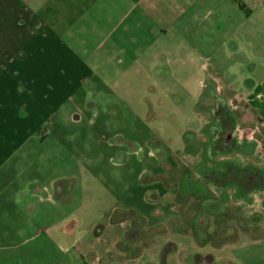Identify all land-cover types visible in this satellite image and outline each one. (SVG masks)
<instances>
[{
    "label": "crops",
    "instance_id": "crops-1",
    "mask_svg": "<svg viewBox=\"0 0 264 264\" xmlns=\"http://www.w3.org/2000/svg\"><path fill=\"white\" fill-rule=\"evenodd\" d=\"M251 60L264 0H0V264H264L261 236H201L173 180L212 123L185 129L178 102ZM240 79L222 97L264 124Z\"/></svg>",
    "mask_w": 264,
    "mask_h": 264
},
{
    "label": "rangeland",
    "instance_id": "rangeland-1",
    "mask_svg": "<svg viewBox=\"0 0 264 264\" xmlns=\"http://www.w3.org/2000/svg\"><path fill=\"white\" fill-rule=\"evenodd\" d=\"M255 64L256 62L251 60L247 68L242 70H227V74H224V70L215 69V72H217L216 76L221 75L223 76V80L225 79L230 83H233L236 75L237 78L241 76L242 79L240 80H248L250 83H254V86L257 87L256 90L258 89L264 94V86L259 88L261 81L264 79V69H254ZM211 66L213 65L211 64ZM197 73L200 77V71L197 70ZM192 74L197 75L194 71ZM223 80L217 79L215 83L206 84V90H201V93L203 92L204 94L203 96L206 98L210 94L212 97V91L215 90V96L222 97L221 91L225 88ZM233 86L243 87L244 85L240 86L233 83ZM213 104V100L198 102L195 100H183L182 102H178L184 115V128H197V120L192 115L195 112H200L203 108L208 109V107H212ZM258 105H260L259 102L251 100L232 102V108H234L232 113L238 117V119L235 118L238 124L236 132L237 141L243 149L235 150L236 152H233V154L228 152L226 155H219L218 159L230 160L232 162L231 164H233L232 167L244 168L246 166L247 171L249 169H258L245 163L258 161L263 163V169H259L261 171L259 173L264 174V124L257 117L256 106ZM209 141L210 138L207 142ZM207 142L202 143L200 149L193 146L189 149L187 148L184 155H189V159L184 160L180 169L173 171V180L178 182L183 194L181 199V206L184 207L183 211L185 214L189 211L190 215H199L203 218L200 221L206 222V225L208 223V226L203 228L205 231L201 236L209 238L214 243L236 241L243 233L261 236L264 239V192L262 190L241 192L239 188L232 187L224 191H219L216 188L202 187L197 184V178H200L199 174H197V167L195 164H190L188 160H194L193 156L195 157L200 150L201 160H203L204 166L211 168V163L204 161L207 157ZM257 147L258 154H256ZM253 152L255 153L254 155ZM245 175L241 174V178L243 179L244 177L243 180L247 183L249 176ZM194 231L200 234L198 227Z\"/></svg>",
    "mask_w": 264,
    "mask_h": 264
},
{
    "label": "flooded vegetation",
    "instance_id": "flooded-vegetation-1",
    "mask_svg": "<svg viewBox=\"0 0 264 264\" xmlns=\"http://www.w3.org/2000/svg\"><path fill=\"white\" fill-rule=\"evenodd\" d=\"M212 98L214 104L208 107L212 114V123L208 128L210 141L207 142V157L204 160L210 162L212 166L207 168L204 163L200 164L199 182L201 186L216 188L219 191L236 187L241 192H254L255 190L264 192L263 173L251 169L247 171L246 166L244 168L234 166V168L230 160L218 161L219 155H226L228 152L233 154L243 148L237 141L238 124L228 102L223 97H216L215 93L212 94ZM241 174L249 176L247 183L243 180L244 177L241 178Z\"/></svg>",
    "mask_w": 264,
    "mask_h": 264
}]
</instances>
